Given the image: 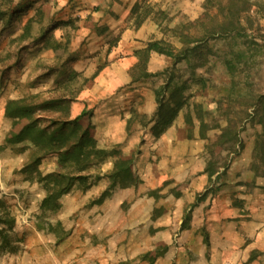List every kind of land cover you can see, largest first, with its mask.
<instances>
[{
	"label": "clouds",
	"instance_id": "clouds-1",
	"mask_svg": "<svg viewBox=\"0 0 264 264\" xmlns=\"http://www.w3.org/2000/svg\"><path fill=\"white\" fill-rule=\"evenodd\" d=\"M0 264H264V0H0Z\"/></svg>",
	"mask_w": 264,
	"mask_h": 264
}]
</instances>
